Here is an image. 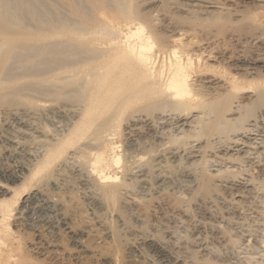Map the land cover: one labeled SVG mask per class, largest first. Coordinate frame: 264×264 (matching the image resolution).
Returning a JSON list of instances; mask_svg holds the SVG:
<instances>
[{
	"label": "rangeland",
	"instance_id": "rangeland-1",
	"mask_svg": "<svg viewBox=\"0 0 264 264\" xmlns=\"http://www.w3.org/2000/svg\"><path fill=\"white\" fill-rule=\"evenodd\" d=\"M85 1L88 4L89 0H17L20 18L15 23L40 27L39 18L31 12L39 7L47 13L46 21L56 22L71 15L70 5L78 3V8H86ZM131 2L166 40L181 34H185L184 41L200 38V42L220 45L223 51H219L238 62L244 61L243 51L248 47H257L262 51L255 54L264 61V44L237 38L247 25L258 26L251 12L264 6V0ZM223 15L229 20L223 21ZM231 39L235 52L229 46ZM208 81L212 88L225 86L221 80ZM23 82L0 88V172L15 180L7 182L15 189L22 186L23 180L18 178L31 158L44 152L55 132L62 133L79 109L77 103L63 98L31 107L24 92L5 93L23 90ZM223 89L228 90L227 86ZM256 100L257 93L248 94L243 103L234 105L236 113L228 118H238L242 107ZM135 110L124 115L116 140L122 165H130L144 146L150 151L144 170H150L148 162L163 153L175 155L177 162L162 174L166 181L156 184L160 178L151 170L146 176L139 170L124 172L120 176L127 188H122L118 201L109 202L103 197L102 186L90 175L85 159L73 150L41 181L33 183L31 191L19 190L25 192L16 197L10 219L15 238L11 237L10 246L3 249L12 256L11 261L0 264H264V102L245 122L244 131L198 141L192 138L186 146L169 143L170 138L182 143L186 131L194 132L192 122L199 112L187 119L164 114L155 124ZM206 176L213 183L204 194L199 186ZM11 196L3 191L0 200Z\"/></svg>",
	"mask_w": 264,
	"mask_h": 264
},
{
	"label": "bare ground",
	"instance_id": "bare-ground-1",
	"mask_svg": "<svg viewBox=\"0 0 264 264\" xmlns=\"http://www.w3.org/2000/svg\"><path fill=\"white\" fill-rule=\"evenodd\" d=\"M16 3L17 0H0V88L23 80V90L5 93L24 92L31 107L59 98L79 105L70 125L62 133L55 135V132L52 143L40 156L31 158L28 168L22 170L18 178L23 180L20 189L31 191L33 183L41 181L54 164L76 150L85 159L90 175L104 189L103 197L115 203L125 186L122 173L139 170L144 172L141 176H146L151 170L160 178L155 183L161 184L166 181L162 174L177 162L175 155L163 153L148 162L150 170H144L145 157L150 155L144 146L142 152L132 155L130 165L128 162L122 165L116 140L124 115L130 110L136 109L137 114L155 124L164 114L187 119L199 112L192 122L196 125L192 127L194 132L187 134L186 131L182 143L178 138H170L169 143L186 146L192 138L198 141L215 134L229 136L244 131L245 122L263 105L264 61L258 60L261 56L255 53L262 50L256 46L243 51L244 61L238 62L236 57L219 51L220 45L200 42V38L184 41L185 34H181L166 40L154 31L140 7L131 0H89L84 9L76 3L70 5L71 15H64L56 22L44 19L47 16L44 8H32L40 25L32 29L15 23L20 18ZM251 13L258 26L247 25L238 32L237 38L254 39L263 45L264 6ZM6 17V21H1ZM225 17L223 21L229 20ZM222 31L219 32L223 34ZM35 42L40 44L34 45ZM229 42L230 47H235L232 39ZM209 79L221 80L225 86L212 88ZM226 86L228 90L224 91ZM250 93H257V100L242 110L238 105ZM235 104L242 112L238 118L230 119L229 115L236 113ZM30 130L34 131V127ZM7 182L15 180L0 172V194L3 191L12 194L11 199L0 200V263L6 259L11 261L12 256L3 249L10 246L14 236L10 219L17 205L16 197L25 192L8 187ZM212 183V178L206 176L199 189L205 194ZM155 253L160 252L155 249Z\"/></svg>",
	"mask_w": 264,
	"mask_h": 264
}]
</instances>
